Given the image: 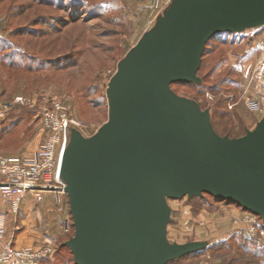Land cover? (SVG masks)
Returning <instances> with one entry per match:
<instances>
[{"label":"water","instance_id":"1","mask_svg":"<svg viewBox=\"0 0 264 264\" xmlns=\"http://www.w3.org/2000/svg\"><path fill=\"white\" fill-rule=\"evenodd\" d=\"M264 25V0H172L117 63L107 120L71 128L60 176L74 264H166L205 241L169 242L167 199L203 193L264 217V115L241 136L220 135L208 108L171 83H199L206 42Z\"/></svg>","mask_w":264,"mask_h":264},{"label":"rangeland","instance_id":"2","mask_svg":"<svg viewBox=\"0 0 264 264\" xmlns=\"http://www.w3.org/2000/svg\"><path fill=\"white\" fill-rule=\"evenodd\" d=\"M154 2L0 0V104L17 96L26 100L0 120V156L31 158L50 133L39 110L54 103L72 119L71 128L84 136L96 132L108 118L106 88L117 63L162 13L163 6ZM197 76L199 83L170 87L208 108L220 135L241 136L264 115L257 28L211 38ZM255 103L259 109H252ZM44 194L41 201L28 194L16 217L7 211L4 239L24 248L38 247L52 236L54 251L39 264H74L62 246L74 231L67 195ZM167 203L168 241L206 242L203 249L167 264H264V217L206 193Z\"/></svg>","mask_w":264,"mask_h":264},{"label":"built area","instance_id":"3","mask_svg":"<svg viewBox=\"0 0 264 264\" xmlns=\"http://www.w3.org/2000/svg\"><path fill=\"white\" fill-rule=\"evenodd\" d=\"M172 0H155V7L162 11ZM259 103L264 105V80L259 86ZM26 100L17 96L11 101L0 104V120L14 106L24 104ZM252 109H259L255 103ZM40 115L48 129V139L41 144L31 158L5 155L0 156V264L18 261L24 264H39L52 255L55 239L47 236L38 247L17 248L4 239L7 211L18 216L21 204L30 194L35 201H41L46 192L65 193V182L60 176V166L63 152L69 141L70 128L74 126L60 103H54L52 108L42 107ZM69 228L66 225V229Z\"/></svg>","mask_w":264,"mask_h":264},{"label":"crops","instance_id":"4","mask_svg":"<svg viewBox=\"0 0 264 264\" xmlns=\"http://www.w3.org/2000/svg\"><path fill=\"white\" fill-rule=\"evenodd\" d=\"M256 28H257V74L259 73V76L261 77L264 74V25L258 26ZM256 28H253V29H256ZM252 45L255 46L256 45L255 42H253ZM44 195H46V194H44ZM26 202H28V199H27V201H24L21 204V207H23V206L25 207ZM27 208L28 207H26L25 209H27ZM49 209H52V207L51 208L49 207ZM22 210H23V208H22Z\"/></svg>","mask_w":264,"mask_h":264},{"label":"trees","instance_id":"5","mask_svg":"<svg viewBox=\"0 0 264 264\" xmlns=\"http://www.w3.org/2000/svg\"><path fill=\"white\" fill-rule=\"evenodd\" d=\"M220 34H229V33H226V32H221V33H217V34H215L214 36H212L211 38H217V37H220ZM232 34V33H231ZM210 38V39H211ZM210 39L206 42V44H205V46H204V50H203V54H202V56L205 54V51H206V47H207V43H209V41H210ZM202 56H201V62H202ZM201 62H200V64H201ZM176 83H178V82H176ZM179 83H182V82H179ZM193 83V82H192ZM185 84H187V83H185ZM207 194V193H206ZM210 195V194H209ZM71 227L73 228V225H72V223H71ZM63 247H66L65 245H62ZM69 249V248H68ZM70 251V250H69ZM173 261V260H172ZM74 262V261H73ZM171 262V261H170ZM167 263H169V262H167ZM166 263V264H167Z\"/></svg>","mask_w":264,"mask_h":264}]
</instances>
